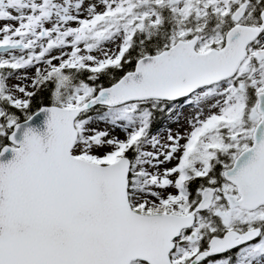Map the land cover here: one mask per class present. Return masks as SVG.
I'll use <instances>...</instances> for the list:
<instances>
[{
	"label": "snow or ice",
	"instance_id": "snow-or-ice-1",
	"mask_svg": "<svg viewBox=\"0 0 264 264\" xmlns=\"http://www.w3.org/2000/svg\"><path fill=\"white\" fill-rule=\"evenodd\" d=\"M0 264H264V0H0Z\"/></svg>",
	"mask_w": 264,
	"mask_h": 264
}]
</instances>
